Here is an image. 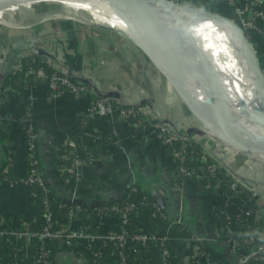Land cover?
Returning <instances> with one entry per match:
<instances>
[{
    "label": "crops",
    "instance_id": "0c3cea01",
    "mask_svg": "<svg viewBox=\"0 0 264 264\" xmlns=\"http://www.w3.org/2000/svg\"><path fill=\"white\" fill-rule=\"evenodd\" d=\"M177 1L236 16L228 1ZM41 2L12 4L0 10V16L24 23L21 27L0 23V170H4L0 176V220L4 226L10 229L28 222L29 227L30 222L47 209L59 223H70L67 194L105 201L119 198V188H129L135 182L144 191L150 190L151 195L164 199V207L160 208L163 213L143 204L134 212L132 221L138 229L166 236L164 245L170 252V264H186L195 240L206 244L215 257L214 264L236 263L238 255L223 241L216 227L211 208L213 191L206 177L196 172L180 173L170 147L152 130L150 123L134 131L117 112L109 117L100 112L87 115L85 128L114 136L115 140L90 144V138L84 135L81 140L88 144L92 161L78 167V179L59 172L61 142L90 100L106 92L132 103L155 106L180 131L196 139L202 155L219 159L231 172L264 193L262 157L218 139L192 114L165 77L129 39L118 31L100 26L98 21L86 23L61 15V4L53 9L45 5L50 1ZM260 11L256 17L260 29L253 32L252 40L262 56L259 62L264 68V3ZM23 56L52 66L63 63L73 79L83 82L86 89L80 94L63 91L52 96L42 69L32 82L20 80L17 87H4L5 75L19 66ZM24 101L31 106L38 132L36 152L44 188H32L19 180L26 169ZM48 190L54 193L52 198ZM259 212L264 217L263 207L257 214ZM86 215L88 224L95 225L93 229L105 232L115 227L113 216L98 220L93 212ZM50 248L53 264H92L77 244L53 241ZM162 252L158 240H148L144 263L162 264ZM111 258L112 255L106 256L100 264H111Z\"/></svg>",
    "mask_w": 264,
    "mask_h": 264
},
{
    "label": "built area",
    "instance_id": "2783aa9c",
    "mask_svg": "<svg viewBox=\"0 0 264 264\" xmlns=\"http://www.w3.org/2000/svg\"><path fill=\"white\" fill-rule=\"evenodd\" d=\"M226 1L234 5L237 16L235 20L242 26L246 36L252 39L253 32L260 29L256 22V17L261 13L260 6L264 3V0ZM251 10L253 11L252 15L250 14ZM0 23L7 26L15 25L20 27L24 24L22 21H11L3 16H0ZM40 72L41 70H38V74ZM46 79L48 93L52 96H57L63 91L80 94L86 89L83 82L73 79L70 76L63 63L55 65V69ZM96 112L103 113L108 117L111 116L113 112H117L134 131L143 128L146 123H150L151 126H153L152 130L157 132L162 141L170 147L177 169L183 175H191L196 172L205 176L210 186V179L207 177V172L205 170L203 171L202 167H199L198 164L197 167L195 165V168L191 166V161L195 160L197 162L204 161L207 171L211 175H215L216 172H219L225 177L230 193L226 190H221L222 184L220 178L212 184L214 196L211 208L216 227L223 241L238 255L236 263L233 264H244L251 260L264 263V228L258 225H252L241 238L236 237L231 230V222L251 220L258 210L260 211L264 203V193L253 183L237 176L231 172L223 162L209 154L198 156L199 145L196 139L190 134L180 131L174 123L164 118L155 106L132 103L129 99H123L120 96H114L103 92L95 95L86 106L82 114L84 124L86 116ZM29 113L30 112L27 111L26 114H23L22 120L26 119V122H29ZM24 129L26 134L25 159L27 166L19 180L32 188H44V179L39 169V159L36 152L37 129L32 122L27 126L24 125ZM84 135L90 138L88 132ZM58 156L59 172L73 179H78L77 171L80 165L92 161L88 144L83 140L76 141L75 138L68 133L59 146ZM2 172H4V170H0V176ZM130 188L132 190L136 189L135 185L132 184ZM238 198H242V204L236 205L234 211L229 210V203L233 201L232 199L237 200ZM70 203L74 204L70 205ZM70 203L66 204V209L69 213L70 221L75 224L72 222L59 223L49 209L44 210L43 215L46 223L42 229L38 231L30 230L28 222H23L20 226L9 229L6 228L2 220H0V245L16 246L20 244L24 246L31 236L36 235L40 240L39 248L34 259L28 262V264H53L50 248L53 241L72 246L77 244L80 246L81 252L89 256L92 264H100L107 255L100 250H96L93 245L102 244L107 240H113L114 247L117 249L124 245L127 237H130L135 239L139 246L144 245V247L148 240H158L163 250L162 264L171 263L170 252L164 245L166 236H156L152 232L145 230L132 232L124 227V223L129 219L128 213L131 208H135V212L140 205H149L146 201L140 205H135L132 201H128L124 205L114 202L110 206L104 205L103 203L89 210L88 212H93L98 220L106 216H113L115 221L117 219L120 220V226L117 225L116 222L113 229L105 232L96 229L88 230L90 224L76 226L82 205L76 202ZM152 203L153 206H155L154 211L162 212L160 209L161 207L156 201ZM219 223H223V225L219 226ZM45 237L48 238L47 245L44 242ZM201 244L203 243L196 242L195 240V243L190 247V264H195L198 256L202 253V250H199ZM206 253L205 251L202 253L203 257H205V263L214 264V261L210 259L208 253ZM119 255L121 256V264H126L122 249L119 250Z\"/></svg>",
    "mask_w": 264,
    "mask_h": 264
},
{
    "label": "water",
    "instance_id": "95a60500",
    "mask_svg": "<svg viewBox=\"0 0 264 264\" xmlns=\"http://www.w3.org/2000/svg\"><path fill=\"white\" fill-rule=\"evenodd\" d=\"M24 1L0 0V10L12 4L26 3ZM37 1L41 0L34 2ZM48 1L63 2V0ZM106 1L112 6L123 28L96 21L100 26L118 31L140 49L158 72L165 77L168 85L176 92L182 102L188 106L192 114L218 139L246 153H254L264 157V134H258L246 129L232 115L223 82L205 58V54H200V56L209 75L207 78L200 75L199 78L204 84L206 82L209 98L201 99L194 94L190 86L189 78L194 72L188 66L178 62L177 50L158 28L156 22L152 20L142 0ZM155 1L201 20L220 22L234 30L238 35L256 83L264 85V71L258 63L254 48L246 36L244 29L235 19L201 6L182 3L177 0ZM259 103L261 102L259 101ZM258 110L263 115L261 119L264 122V107L258 104ZM127 190V187L123 189L119 188L117 197L123 195ZM146 193L151 195L150 190L146 191ZM67 195L70 197L67 199L69 203L76 202L86 207H95L104 203L101 199H83L73 197L71 194ZM151 197L154 198L160 207H164L163 197H157L155 194H152Z\"/></svg>",
    "mask_w": 264,
    "mask_h": 264
},
{
    "label": "bare ground",
    "instance_id": "6f19581e",
    "mask_svg": "<svg viewBox=\"0 0 264 264\" xmlns=\"http://www.w3.org/2000/svg\"><path fill=\"white\" fill-rule=\"evenodd\" d=\"M142 2L177 50L178 62L194 72L189 78L194 94L201 99L209 98L206 82L204 84L199 78L200 75L206 78L209 75L200 56L205 54L223 82L232 115L246 129L264 134L263 115L258 110V104L264 107V85L256 83L237 33L220 22L201 20L155 0ZM63 4L68 13L83 14L86 11L95 21L123 28L106 0H63Z\"/></svg>",
    "mask_w": 264,
    "mask_h": 264
},
{
    "label": "trees",
    "instance_id": "16d2710c",
    "mask_svg": "<svg viewBox=\"0 0 264 264\" xmlns=\"http://www.w3.org/2000/svg\"><path fill=\"white\" fill-rule=\"evenodd\" d=\"M226 1V0H224ZM41 2V1H40ZM44 3V2H41ZM45 5L49 8H59L60 2L58 1H50L48 3H45ZM233 8L234 5L232 4ZM19 7H16L15 9H18ZM250 14H253V11H250ZM229 16L236 18L234 14H230ZM249 39L251 37L248 36ZM260 63V62H259ZM43 70L46 74V78L49 77L50 73L55 69V66H52L48 64L46 61H42L39 59H34L31 56H23L20 60V64L18 67L12 69L10 72H8L3 80V86L4 87H17L18 81L24 80L26 82H32L35 80V76L38 74V70ZM264 71V68H262ZM71 76V75H70ZM72 77V76H71ZM73 78V77H72ZM47 83V79L45 81ZM23 113L26 114V112H30L28 114L29 122H26V119H23L25 126H27L30 122L34 124L33 120V113L31 106L29 102L24 101L23 103ZM134 119V118H133ZM90 134V144L92 143H105L108 141H114V136H106L103 135L95 130H89L85 128L83 115H80L71 130L68 132L69 135L75 138L76 141H80L84 134L86 133ZM26 137V134L24 135V138ZM198 147V156L202 155V150ZM197 164L199 167H202L203 171L205 170L207 172V177L210 179V190L212 188V184L216 182L218 178L221 179L222 189L226 190L230 193L227 187V182L225 181V177H223L219 172H216L215 175H211L207 171V167L204 163V161L197 162L195 160L191 161V166L195 168V165L197 167ZM27 166V163H26ZM132 185H135L136 189L132 190L130 187L128 191H126L122 196L119 198H109L104 201V205L110 206L114 202L119 203L120 205H124L128 201H132L135 203V205H140L143 202H147L153 210H155V206H153V201L151 197L146 193V191L143 190L142 187H140L137 183H132ZM264 190V187H263ZM213 191V190H212ZM49 197L52 198L54 196V193L50 190H48ZM214 192L211 193V204L213 201ZM231 203H229V210L234 211L235 206L242 204V198H238L237 200L232 199ZM247 202V199H246ZM74 204V203H70ZM264 209V203L262 204ZM89 210H92L91 207L82 206L81 213L79 218L77 219L76 226H84L89 223L87 218V212ZM135 208H131L130 212L128 213L129 219L124 223V227L132 232H139L141 229L136 228L133 225L132 216L134 213ZM44 210L42 211L41 216L34 219L29 224L30 230H40L44 226L45 217L43 215ZM259 215V216H258ZM263 218V219H262ZM117 225L120 226V220H116ZM223 225V223H219V226ZM252 225H258L262 227L264 225V217L261 216V213L255 214L254 217L250 220H241L237 222H231V230L233 234L241 238L243 235L246 234L248 228ZM95 225H90L88 230H95L93 229ZM44 242L47 245L48 238H44ZM40 240L36 235L31 236L28 241L24 244V246H21L20 244H17L16 246H2L0 245V263L1 264H12V263H18V264H28V262L32 261L34 257L37 254L38 248H39ZM192 246V245H191ZM93 247L96 250L102 251L107 256L112 255V258L110 260L111 264H121V256L119 255V250L122 249V252L124 253V259L126 264H146L144 263V258L146 257L145 253V247L144 245L139 246L137 241L135 239H132L130 237L126 238V241L122 247H118L115 249L113 240H107L106 242L102 244H95ZM79 249V248H78ZM199 250H202V253L205 251L208 253V256H210V259L215 261V257L212 255V253L209 251V248L206 246V244H201L199 246ZM200 254L197 258V262L195 264H206L205 263V257H203V254ZM206 253V254H207ZM28 257V259H27ZM191 260L188 259V262L186 264H190ZM251 264L256 263V261L251 260ZM263 263V262H262Z\"/></svg>",
    "mask_w": 264,
    "mask_h": 264
},
{
    "label": "rangeland",
    "instance_id": "374dc122",
    "mask_svg": "<svg viewBox=\"0 0 264 264\" xmlns=\"http://www.w3.org/2000/svg\"><path fill=\"white\" fill-rule=\"evenodd\" d=\"M58 2H60V1H58ZM22 4H31L30 2L29 3H22ZM34 4V3H33ZM60 4H61V10H59V11H61V15H70L71 17H74V18H79L82 22H86V23H95L96 21L95 20H93V19H91L92 17L91 16H89V13L88 12H86V11H83V14H74V13H68L66 10H65V7H64V4H63V2H60ZM73 15V16H72ZM85 16H86V18H85ZM88 17L90 18V19H88ZM92 20V21H91ZM238 22V21H237ZM239 23V22H238ZM250 42H251V44H252V46H253V48H254V51H255V53H256V56H257V59H258V63H259V59H261V55L259 56V54L257 53V48L254 46V44H253V40L251 39L250 40ZM259 65H260V63H259ZM261 67V66H260ZM262 159L264 160V157H262ZM263 163H264V161H263Z\"/></svg>",
    "mask_w": 264,
    "mask_h": 264
}]
</instances>
